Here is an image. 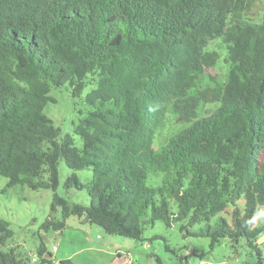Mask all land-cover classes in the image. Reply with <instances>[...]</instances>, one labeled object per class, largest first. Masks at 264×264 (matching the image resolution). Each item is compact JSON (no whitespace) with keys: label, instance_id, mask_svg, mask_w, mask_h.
Listing matches in <instances>:
<instances>
[{"label":"trees","instance_id":"16d2710c","mask_svg":"<svg viewBox=\"0 0 264 264\" xmlns=\"http://www.w3.org/2000/svg\"><path fill=\"white\" fill-rule=\"evenodd\" d=\"M256 1L0 0V176L8 188L54 192L35 262L0 248V264H53L45 237L71 216L140 240L143 224L192 226L220 213L228 219L194 235L211 247L243 239L264 264L256 244L264 226H253L264 213V6L254 15ZM216 38L230 44L233 65L221 78L197 71L203 57L215 63L204 51ZM65 86L85 107L72 131L81 147L45 111L51 91ZM202 101L220 106L196 119ZM168 112L189 125L157 155ZM60 161L91 171L87 184L74 173L65 183L87 192L88 207L55 193ZM43 172L48 182H35ZM11 236L0 220V246Z\"/></svg>","mask_w":264,"mask_h":264},{"label":"rangeland","instance_id":"374dc122","mask_svg":"<svg viewBox=\"0 0 264 264\" xmlns=\"http://www.w3.org/2000/svg\"><path fill=\"white\" fill-rule=\"evenodd\" d=\"M263 2V0L255 2L257 8L253 12L254 15L258 14V8L264 6ZM261 18L262 14H259L254 17V20L258 22ZM229 47L230 44L223 38L210 41L204 52L205 54H216L215 63L211 65L203 57L197 71L201 74L220 78L226 75L233 67L228 60ZM50 95L55 103L50 104L45 109L47 115L52 119L54 125L60 128L61 134H71L75 145L81 147V140L72 131L74 125L86 113V111L84 112L85 107L83 104H79L78 100L71 98L67 86L52 90ZM219 106L220 103L218 102L202 101L197 107L196 119L209 116ZM188 125L189 123L180 121L176 114L168 112L155 132L153 142L155 154L160 155L166 143ZM73 173L82 184H87L91 177L89 169L73 171L63 161H60L58 163V186L55 193L71 204L88 207L90 198L84 189L76 190L65 186L67 178ZM153 178L156 177L149 178V184ZM34 181L46 183L48 182V174L43 172ZM6 184L7 179L0 176V220L8 223L12 236L5 240L0 248L4 251L15 248L22 258L32 261L37 258L39 228L50 213L54 192L49 188L33 190L21 183L8 188ZM172 210L175 211V208L173 207ZM54 215L56 219L60 220L59 209ZM218 218L228 219V216L225 213H220L211 218L209 222L202 221L192 226H187L186 222L179 221L171 223L169 227L162 221H156L153 225L143 224L140 240H133L109 236L100 228L82 224L79 219L71 216L66 220V235L77 238L81 233L88 242L77 247L63 244L59 252L54 254L53 247L60 246L59 240L62 238L59 234L50 233L45 237V247L55 257L53 264H59L61 259L57 257L60 252L68 250L67 253L70 254L77 251L76 248H80L83 255L73 258L75 264H256L257 255L255 251L249 249L243 239L235 244L225 238L220 241V244L211 247L209 238L194 235L207 226L213 227ZM148 219L149 214L146 213L142 217V222ZM182 226L184 228L181 230ZM253 226H264L262 209L253 219ZM77 232L79 235L75 237L76 235L73 233ZM256 244L264 256V234L258 238Z\"/></svg>","mask_w":264,"mask_h":264},{"label":"crops","instance_id":"0c3cea01","mask_svg":"<svg viewBox=\"0 0 264 264\" xmlns=\"http://www.w3.org/2000/svg\"><path fill=\"white\" fill-rule=\"evenodd\" d=\"M76 232V231H75ZM66 233H67V231H66V229L65 230H63V232L61 233V234H59V235H61L60 237L62 238V239H60L59 240V242H60V246H58V247H53V253L54 254H57L58 252H59V249H60V247L63 245V244H67V245H70V246H72V247H77V246H81V245H84V244H86L88 241L86 240V238L85 237H83L82 236V234L81 233H79L80 234V238L79 237H77V235H79L78 234V232L77 233H73V235H76L75 237H77V238H74V237H72L71 235H66ZM66 236V237H65ZM66 238V240H64ZM79 239V240H78ZM79 243V244H78ZM76 250L77 251H75V252H72V253H70V254H68L67 253V251L68 250H65L66 252H60L59 253V256L57 257L58 259H61V260H63V259H73V258H75L76 256H82L83 255V253H81V251H80V248H76ZM53 258L55 259V257L53 256ZM80 261V260H79ZM93 263V262H92Z\"/></svg>","mask_w":264,"mask_h":264},{"label":"built area","instance_id":"2783aa9c","mask_svg":"<svg viewBox=\"0 0 264 264\" xmlns=\"http://www.w3.org/2000/svg\"><path fill=\"white\" fill-rule=\"evenodd\" d=\"M36 259L32 260L33 262H35Z\"/></svg>","mask_w":264,"mask_h":264}]
</instances>
